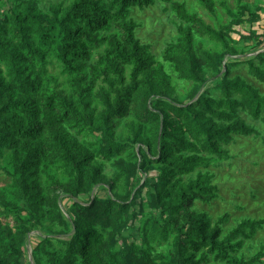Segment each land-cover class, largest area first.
Masks as SVG:
<instances>
[{
    "label": "trees",
    "instance_id": "obj_1",
    "mask_svg": "<svg viewBox=\"0 0 264 264\" xmlns=\"http://www.w3.org/2000/svg\"><path fill=\"white\" fill-rule=\"evenodd\" d=\"M0 2L9 5V12L0 8V158L10 155L13 187V199L0 192V205L18 212L15 227L0 221V264H22L25 239L45 218L63 228L59 234L69 236L44 237L33 250L35 264H252L238 255L264 219H245L225 235L229 214L214 222L194 209L197 201L209 204L218 198L213 177L199 170L214 158H228L226 147L236 136L258 135L250 118L264 123L260 89L240 76L230 78L232 63H224L225 53L195 49L197 37L204 34L227 46L225 33L202 25L174 0H72L47 11L39 9L37 0ZM157 3L171 4L182 22L181 54L172 49L167 59L193 83L187 103L152 101L166 76L138 38L131 14ZM262 9L259 4L251 14L254 22H260ZM54 60L67 76L68 92L50 75ZM205 65L218 74L227 68L215 85L219 97L200 94ZM249 71L264 86V53L249 62ZM99 83L105 84L101 112L93 106ZM139 93L145 116L159 124L155 134L146 126L132 128L134 143L141 144L140 161L121 157L124 145L116 140L113 123L130 116ZM87 126L101 140L82 142L78 134ZM101 159L113 160L116 183H131L140 171L155 170L156 176L140 181L130 200L95 195L84 201L105 178ZM53 166L70 177L65 185L70 220L43 184L44 174L55 177ZM61 185L56 180L48 186L55 191L53 186ZM137 221L142 222L144 247L123 236ZM165 245L170 247L166 253L160 249Z\"/></svg>",
    "mask_w": 264,
    "mask_h": 264
},
{
    "label": "rangeland",
    "instance_id": "obj_2",
    "mask_svg": "<svg viewBox=\"0 0 264 264\" xmlns=\"http://www.w3.org/2000/svg\"><path fill=\"white\" fill-rule=\"evenodd\" d=\"M72 0H37L39 9L47 11L50 6L64 3L67 5ZM179 4H184L191 15L197 16L201 24L209 26L216 31H223L228 45L210 38L208 34L198 36L195 42V49L198 52L209 51L211 53H225L224 63H232L229 68L230 78L240 76L247 82L252 83L264 94V86L252 78L249 71V62L258 54L264 53V26L261 23L254 22L251 14H256L258 5H262L264 0H211L206 3L200 0H174ZM0 2V8L4 12H9V5ZM264 17V11H262ZM131 17L137 23V35L143 44L148 45L151 53L157 59L156 68L163 67L165 72V81L160 84L158 94L152 99H162L172 103H187L191 100V91L193 83L189 81L182 72L178 71L173 61L167 59L172 49H175L174 55L180 56L179 45H181V34L179 28L182 25L181 20L173 11L171 4L157 3L154 6L132 10ZM239 22H236V21ZM112 33L120 34L118 29H113ZM101 49L95 51L93 60H97ZM227 68H221V73H217L208 65H205L202 72L206 82L200 94L206 92L219 97L220 92L215 89V85L224 75ZM50 75L58 78L60 90L68 92L70 86L67 82V76L62 73V69L55 60L50 65ZM128 82L130 83V74L128 72ZM53 84V83H51ZM105 86L99 83L93 101V106L97 112L103 110L100 91ZM140 95L135 96L132 104V112L124 120H115L114 130L118 142L124 145L121 151V157L132 160L137 157L140 161V143H134V134L132 128L138 125L146 126L152 134L157 133L159 124L153 116H145L141 109ZM153 110V109H151ZM149 119L151 122L146 123ZM154 122V123H153ZM249 124L254 126L258 135L236 136L235 140L226 147L229 157L226 159L214 158L208 168L200 169V172H208L213 177V183L218 188V198L209 204L197 201L194 209L198 212H206L217 222L225 214L230 215L229 222L223 227L226 235L231 229L235 228L245 219H264V123L262 121H253L249 119ZM149 132V133H150ZM82 142H95L101 140V135L96 134L89 126L78 134ZM9 153H4V158H0V192H4L13 199L10 194L13 190L12 178L9 174ZM119 158V157H118ZM116 159V158H115ZM103 171L105 178L100 184L95 186L91 195L83 197L87 201L89 196H112L119 195L121 198L131 199L140 181L147 177L153 179L156 171L150 173L140 171L131 183L125 180L114 182V173L116 167L113 160H103ZM55 177L43 175V183L50 191H46L49 198L57 197L60 210L63 215L70 220L69 207L71 201L69 193L66 191V183H69L70 177L64 174L61 166H53L52 172ZM59 180L63 185L56 187L55 191L48 185ZM147 188L143 191L145 193ZM144 199L146 196L144 194ZM50 205L44 209L45 214ZM0 221L9 224L12 227L16 225L18 212L14 209H6L0 205ZM148 212L149 208H145ZM156 215H159L156 213ZM141 221H137L127 232L123 233L128 243H136L144 247L141 234ZM63 228L53 224L47 218L43 220V226L30 232L25 239L24 256L22 264H35L33 258L34 248L46 236L53 238L67 239L69 235H61ZM55 242V241H54ZM124 241L119 245L123 246ZM58 245V244H57ZM60 247V244L58 245ZM161 251L166 253L170 247L162 246ZM240 258L252 264H264V226L258 231L257 235L245 243L240 251ZM209 264H218L211 262Z\"/></svg>",
    "mask_w": 264,
    "mask_h": 264
},
{
    "label": "crops",
    "instance_id": "obj_3",
    "mask_svg": "<svg viewBox=\"0 0 264 264\" xmlns=\"http://www.w3.org/2000/svg\"><path fill=\"white\" fill-rule=\"evenodd\" d=\"M262 7H263L262 11H264V2H263V4H262ZM262 11L260 12L261 20H260V22H258V23H261V24L264 26V17H263V15H262Z\"/></svg>",
    "mask_w": 264,
    "mask_h": 264
}]
</instances>
